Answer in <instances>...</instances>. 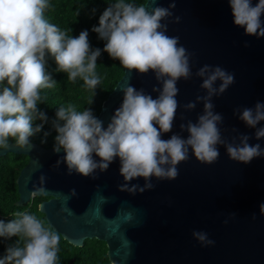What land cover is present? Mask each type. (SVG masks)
<instances>
[{"label":"clouds","instance_id":"clouds-1","mask_svg":"<svg viewBox=\"0 0 264 264\" xmlns=\"http://www.w3.org/2000/svg\"><path fill=\"white\" fill-rule=\"evenodd\" d=\"M228 3L235 26L243 28L247 36L264 37V0L255 5L253 0ZM49 7V0H0V146H7L12 138L24 149L48 122L38 103L42 100L41 90L57 84L47 71L49 57L58 72L67 74L68 80L75 82L80 78L90 90L100 84L96 68L101 49L91 48L87 30L73 37L49 22L45 17ZM172 8L174 2L169 8L157 5L149 11L143 4L116 0L99 16L98 26H93L92 31L105 41L103 52L128 73H154L162 86L153 88L158 93L155 99L142 89L124 88L122 103L106 128L91 108L78 111L73 104L59 107L52 121L56 132L54 151L65 153L63 162L69 174L74 171L89 177L97 169L106 171L119 158L120 175L125 181L120 190L135 193L137 188L140 192L153 188V177L175 180L179 174L177 165L188 160L190 150L205 165L217 161L218 145H223L228 157L239 163L247 164L264 156V149L259 144H249L247 135H240L239 144L228 143L221 137L219 125L223 116L214 112L212 98L234 83V74L220 66L206 64L196 72L206 95L196 98L204 106L196 122L189 120L180 125L188 133L187 138L178 134L162 138L171 132L179 107L177 82L192 76L191 54L180 45L179 37L166 34L167 24L162 23L172 16ZM179 19L176 17L175 22ZM196 102L186 104L185 109H195ZM237 113L242 122L256 129L257 140L264 138V127L257 128L264 121V103L258 101L253 108L234 110V115ZM35 121L40 123L34 127ZM137 178L145 180L144 187L129 188L128 182ZM44 179L41 176V185ZM43 193V186L34 187L32 195ZM71 194L75 195V190ZM64 211L62 208L61 212ZM260 211L264 214V204ZM13 216L8 222L0 220V238H17L15 244L7 247L0 264H57L60 234L47 228L35 214L17 211ZM192 235L204 246L214 244L205 232L194 231Z\"/></svg>","mask_w":264,"mask_h":264},{"label":"water","instance_id":"water-1","mask_svg":"<svg viewBox=\"0 0 264 264\" xmlns=\"http://www.w3.org/2000/svg\"><path fill=\"white\" fill-rule=\"evenodd\" d=\"M173 2L172 16L162 23L167 24L166 34L179 37L180 45L191 54L192 76L177 82L179 107L171 132L162 138L173 134L187 138L180 125L196 122L203 113V102L196 98L206 92L196 72L207 64L234 74V83L212 98L214 112L223 116L219 125L222 139L239 144L240 135H247L249 144L264 149V138L257 140L256 129L242 122L238 113L234 115L236 109L264 103V37L247 36L243 28L234 25L228 0H156L155 4L146 0L145 6L151 11L157 5L169 8ZM257 2L253 0V5ZM261 20L264 22V15ZM219 84L217 81L216 86ZM127 86L142 89L155 99L158 93L153 88L162 85L152 72L141 75L124 69L97 116L105 128L120 107ZM190 102H196L195 109H185ZM260 127L264 121L257 125ZM217 147L220 155L213 164H201L190 150L188 160L177 165L175 180L153 177V188L143 192L137 188L135 193L120 190L125 181L119 158L106 171L97 169L84 177L74 171L69 174L63 150L57 153L33 142L24 149L10 142L0 147V157L14 154L28 158L16 179V207L46 198L38 211L51 230L77 248L86 240L105 243L109 264H264V214L260 211L264 204V156L244 164L231 160L223 145ZM93 158L99 161L95 154ZM132 185L142 188L145 180L128 182L129 188ZM41 186L45 193L33 196L34 187ZM62 208L66 211L61 212ZM194 231L207 233L214 244L202 245L193 237Z\"/></svg>","mask_w":264,"mask_h":264},{"label":"trees","instance_id":"trees-1","mask_svg":"<svg viewBox=\"0 0 264 264\" xmlns=\"http://www.w3.org/2000/svg\"><path fill=\"white\" fill-rule=\"evenodd\" d=\"M115 2L116 0H49L50 7L45 12V17L49 22L56 24L73 37L78 36L81 31L87 30L91 48L101 49V56L97 59L96 68L100 84L96 89L90 90L85 87L80 78H77L75 82L68 80L67 74L58 72L54 61L49 57L47 71L52 74L57 84L51 89L41 90L42 100L38 103V107L46 113L48 122L44 124L41 132L30 138V142L43 148H54L56 132L52 121L56 119V110L61 106L73 104L78 111L91 108L97 117L102 103L123 76L124 68L119 65L118 61L112 60L107 53L103 52L105 41L99 39L98 35L92 31L93 26H98L99 16L108 4ZM126 2L145 5L146 0H126ZM39 123L40 121H35L34 127ZM45 133L48 135L45 136ZM10 142L16 144L12 138H9L8 143ZM27 163L28 158L22 155L7 154L0 157V220L8 222L14 218L13 213L24 211L35 214L47 228L51 229L38 211V205L46 198H35L30 204L23 207L15 206L19 199L16 179ZM16 239L15 237L0 238V258L5 255L7 247L15 244ZM20 244L22 246L23 240L20 241ZM106 251V245L101 241L86 240L82 248H77L61 238L57 264H109Z\"/></svg>","mask_w":264,"mask_h":264},{"label":"flooded vegetation","instance_id":"flooded-vegetation-1","mask_svg":"<svg viewBox=\"0 0 264 264\" xmlns=\"http://www.w3.org/2000/svg\"><path fill=\"white\" fill-rule=\"evenodd\" d=\"M47 200V199H46Z\"/></svg>","mask_w":264,"mask_h":264}]
</instances>
